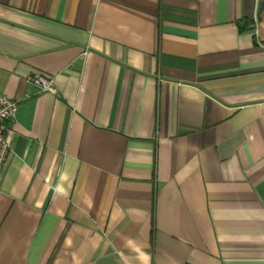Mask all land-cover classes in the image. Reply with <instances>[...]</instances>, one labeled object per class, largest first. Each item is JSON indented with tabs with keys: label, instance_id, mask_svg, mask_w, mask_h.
I'll list each match as a JSON object with an SVG mask.
<instances>
[{
	"label": "crops",
	"instance_id": "0c3cea01",
	"mask_svg": "<svg viewBox=\"0 0 264 264\" xmlns=\"http://www.w3.org/2000/svg\"><path fill=\"white\" fill-rule=\"evenodd\" d=\"M261 1L0 0V264H264Z\"/></svg>",
	"mask_w": 264,
	"mask_h": 264
},
{
	"label": "built area",
	"instance_id": "2783aa9c",
	"mask_svg": "<svg viewBox=\"0 0 264 264\" xmlns=\"http://www.w3.org/2000/svg\"><path fill=\"white\" fill-rule=\"evenodd\" d=\"M28 79L38 88V92L52 90L53 88V79L41 73H34ZM16 109V100L0 94V169L10 153L9 123L13 120Z\"/></svg>",
	"mask_w": 264,
	"mask_h": 264
},
{
	"label": "rangeland",
	"instance_id": "374dc122",
	"mask_svg": "<svg viewBox=\"0 0 264 264\" xmlns=\"http://www.w3.org/2000/svg\"><path fill=\"white\" fill-rule=\"evenodd\" d=\"M259 30H260L261 37L264 39V10L262 11V14L260 16Z\"/></svg>",
	"mask_w": 264,
	"mask_h": 264
},
{
	"label": "water",
	"instance_id": "95a60500",
	"mask_svg": "<svg viewBox=\"0 0 264 264\" xmlns=\"http://www.w3.org/2000/svg\"><path fill=\"white\" fill-rule=\"evenodd\" d=\"M260 10L263 8V5H264V1H261V4H260Z\"/></svg>",
	"mask_w": 264,
	"mask_h": 264
},
{
	"label": "trees",
	"instance_id": "16d2710c",
	"mask_svg": "<svg viewBox=\"0 0 264 264\" xmlns=\"http://www.w3.org/2000/svg\"><path fill=\"white\" fill-rule=\"evenodd\" d=\"M245 23H247V21H245ZM248 24V23H247ZM241 28V27H240Z\"/></svg>",
	"mask_w": 264,
	"mask_h": 264
}]
</instances>
